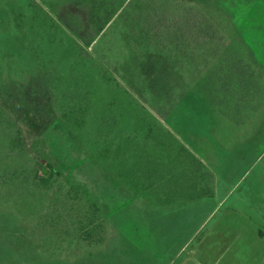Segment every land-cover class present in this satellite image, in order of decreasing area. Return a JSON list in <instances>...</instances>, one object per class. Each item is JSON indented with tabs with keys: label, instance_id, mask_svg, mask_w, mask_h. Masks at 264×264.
I'll list each match as a JSON object with an SVG mask.
<instances>
[{
	"label": "rangeland",
	"instance_id": "1",
	"mask_svg": "<svg viewBox=\"0 0 264 264\" xmlns=\"http://www.w3.org/2000/svg\"><path fill=\"white\" fill-rule=\"evenodd\" d=\"M67 1L0 0V264H264V0H127L90 46Z\"/></svg>",
	"mask_w": 264,
	"mask_h": 264
},
{
	"label": "trees",
	"instance_id": "2",
	"mask_svg": "<svg viewBox=\"0 0 264 264\" xmlns=\"http://www.w3.org/2000/svg\"><path fill=\"white\" fill-rule=\"evenodd\" d=\"M126 1L127 0H68L66 4L68 9H66V11L63 10L66 14L64 19L71 29H75L76 37L85 45L90 46L96 41L105 27L117 16L119 10L126 4ZM18 23L20 24V22ZM18 26L20 27L21 24ZM242 75L243 73H241V76ZM227 80H229V78ZM237 82H244L243 77H240ZM156 129L149 128L146 139L154 142V144L156 143V147L157 145L159 147L165 146V140L170 136L169 131L162 127L159 129V132L156 133ZM166 145L169 148V144L166 143ZM46 167L50 171L51 177L57 173L53 166L48 165ZM42 169L43 166L41 165L36 172V177L45 184L47 179L39 173ZM147 177L152 179L151 175ZM149 188L150 185L147 184L145 190L148 191ZM101 227V224L92 221L88 222L87 228L83 230L85 231V240L91 241L94 233ZM260 236L262 237L261 233Z\"/></svg>",
	"mask_w": 264,
	"mask_h": 264
},
{
	"label": "crops",
	"instance_id": "3",
	"mask_svg": "<svg viewBox=\"0 0 264 264\" xmlns=\"http://www.w3.org/2000/svg\"><path fill=\"white\" fill-rule=\"evenodd\" d=\"M156 147V146H155ZM171 153V152H170ZM157 154H158V151H157ZM162 155H163V153H162ZM161 156V155H160ZM171 160L173 159V158H175L176 156L175 155H172V153H171ZM196 156V158L204 165V166H206V164L207 163H209L208 161H206L205 160V157H202V156H198V155H195ZM159 157V155H156L155 156V160L157 159ZM171 160H170V163H171ZM186 162V161H185ZM169 163V164H170ZM186 164H191V162H189V163H186ZM210 164V163H209ZM162 163H160V164H158V167H157V169H160L161 167H162ZM167 166H168V163L166 164ZM188 165H186V167H187ZM185 167V168H186ZM157 169H156V171H157ZM155 171V172H156ZM156 175V174H155ZM170 177V176H169ZM167 177H163L162 178V180H164V179H166ZM155 180H156V183H155V186L158 184L157 183V181H158V175H157V178H155ZM207 180H208V176L206 175H204V173L202 172V174H201V176H197V179L195 180L194 179V181H190L188 184H186L187 186H189V187H192V188H196L198 191H196L197 192V199L195 200V201H189V202H187V201H184L183 203L184 204H189V203H194V204H196V203H201V205H202V203H205V201H207L208 200V197L207 198H204L206 195H209L211 192L208 190V184H206V182H207ZM169 187H171V190H172V187L174 188L175 186L174 185H171V186H169ZM215 190L216 189H214L213 188V190H212V192H213V194L215 193ZM142 193H149V190L148 191H146L145 189L142 191ZM152 195H153V197H154V199L153 200H155V204H157V206L160 208V209H167V208H169V209H178V208H173V207H175V206H172V205H170V202H176L175 203V205L177 204V202H178V200L179 199H172V200H169V201H167L166 199L167 198H170V196H171V194H172V191H168V190H165V191H163L162 193H158L157 191H155L154 192V194L153 193H151ZM182 196V195H181ZM200 196H202V197H200ZM183 197H186V194H184L183 195ZM174 200H177V201H174ZM167 201V202H166ZM182 201H180L179 200V202H178V204L179 203H181ZM165 205V206H164ZM158 209V208H157ZM229 211H230V213H231V216H239V217H237V219H239V224H240V226H241V228H247V226L250 224L249 222H250V220L249 219H247L244 215H243V213L242 212H239L238 210H236V209H232V210H230L229 209ZM213 214L214 213H212V214H210V215H207V217H206V219H205V222L202 224V226H204L205 228L206 227H208V226H210V224L212 223V221H213ZM233 214V215H232ZM227 223H228V221H226V220H221L220 222H216V224L215 225H219V226H227ZM245 226V227H244ZM216 233V231H212L211 232V234H215ZM259 237H260V239L261 240H263L264 239V236H260V234H259ZM257 248H259V246H257Z\"/></svg>",
	"mask_w": 264,
	"mask_h": 264
}]
</instances>
